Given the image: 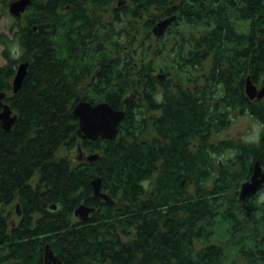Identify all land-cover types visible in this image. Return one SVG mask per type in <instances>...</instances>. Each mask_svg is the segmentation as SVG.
<instances>
[{
	"label": "trees",
	"instance_id": "16d2710c",
	"mask_svg": "<svg viewBox=\"0 0 264 264\" xmlns=\"http://www.w3.org/2000/svg\"><path fill=\"white\" fill-rule=\"evenodd\" d=\"M124 1L116 39L101 30L102 49L93 48L91 13L66 6L78 0H31L13 15L22 49L15 57L7 47L0 66L4 101L18 114L10 130L0 127V264H45L47 243L61 264H264V203L239 198L253 163L264 159V133L260 141L212 140L227 123L218 117L228 110L220 97L233 87L241 113L264 119V103L244 88L248 75L258 83L264 72V0ZM0 2L7 9L12 0ZM149 11L150 36L124 29ZM160 15H175L166 36L153 33ZM154 36L168 68L152 58L134 66L133 51ZM162 76L172 81H156ZM81 99L125 110L116 138L77 133L73 106ZM63 147H76L77 160L60 154ZM80 151L100 155L80 161ZM96 175L113 202L93 196ZM84 203L95 210L82 221L74 209Z\"/></svg>",
	"mask_w": 264,
	"mask_h": 264
},
{
	"label": "water",
	"instance_id": "95a60500",
	"mask_svg": "<svg viewBox=\"0 0 264 264\" xmlns=\"http://www.w3.org/2000/svg\"><path fill=\"white\" fill-rule=\"evenodd\" d=\"M121 0L120 2H122ZM31 3V0H12L8 8L11 15L21 16L25 12L26 6ZM175 18L174 16L167 17L166 19H161L154 25L153 33L160 35L165 33L167 25H169ZM29 61H23L18 65L16 69V74L12 82L13 91L16 93L19 88L22 86V82L27 75V67ZM245 92L250 98H262L264 97V82L259 87H256L252 78L248 75L246 78ZM6 91L0 90V127L2 129L10 130L15 121H17L18 114L14 113L12 106L4 101V96ZM126 101L129 102L131 99L126 98ZM73 112L77 115V120L79 128L77 133L83 138H89L92 141L96 140L99 136L104 137V139L110 138L114 139L119 135V123L125 116L124 109H116L108 101H98L91 103L89 100L81 99L80 102L76 103L73 106ZM100 155L99 152L95 153H85L80 151L78 158L80 160L88 159L94 161ZM258 159L253 163V171L250 175V179L242 182L239 189V198L241 200L248 199L252 194H255L258 188L262 187L264 183V172L259 164ZM102 176L96 175L95 178L90 181V184L93 186V196H101L107 202H113V199L110 196H107L105 191H102ZM19 204H17V212H19ZM54 208L57 206L54 204ZM75 214L81 218L82 221L89 218L90 213L95 210L94 206L87 204H80L75 209ZM44 260L45 264H61L54 250L51 249L50 244L47 243L44 247Z\"/></svg>",
	"mask_w": 264,
	"mask_h": 264
},
{
	"label": "flooded vegetation",
	"instance_id": "af4514ba",
	"mask_svg": "<svg viewBox=\"0 0 264 264\" xmlns=\"http://www.w3.org/2000/svg\"><path fill=\"white\" fill-rule=\"evenodd\" d=\"M120 1L121 0H109L108 3L105 2V5L104 6H101L98 3L99 1H97V3H94L93 0H78V2H76V3L79 6L74 7V6H71L69 3H66V6H68V8H69L68 10H70V11L73 10V9L76 10L78 8H81L82 10L84 9L87 12H90L91 13L89 15V17H91V19H92V22L91 23H93L95 25V27L97 29V34H98V39H97V41L94 42L93 48H97V49L101 48L102 49L105 43L104 42L102 43L103 39H101V30L103 32H105L104 33V37L105 38H108L109 33H111L113 35V37H114L113 39L114 40L117 37V32H118L117 27H119V16H117V14H118L119 8H121V7L124 8V5H122V4H125L124 3L125 2L124 0L122 2H120ZM79 2L80 3L81 2H85V3L83 4V6H81V4H78ZM84 5H86V6H84ZM120 5H122V6H120ZM102 12L108 13V15L104 16V15H102ZM24 13H23V15H24ZM149 13H151V12L149 11L147 13H142L141 14L142 17L140 19H142L145 16V20H144V25H145L144 26V30L145 29L146 30H145L143 36H150L149 34H150V32H152V28H151V25H150L151 15H149ZM164 16H165V14H164ZM164 16L163 15H160V16H157V17L155 16L154 19L157 22L158 20L162 19ZM140 19L133 18L134 21H132L131 23H128L124 27V29H126L128 26H133V24L135 22H140ZM172 25H173L174 28H172ZM83 26L81 28H79L80 33L82 32L81 30H82ZM167 27L168 28L166 29V32L163 33L164 36L167 35V32L169 30H172V29H175L176 28L175 27V24H174V21L171 22ZM85 36H86V32H84V37ZM134 36H136V34H134ZM145 41H146V46L143 45L142 48L140 49V52L137 51V50H134L133 51V53L136 54V57H137V61H133L134 66H137L138 63L140 65V63H141L142 60L145 62L146 61V57L148 58L147 59V61H148L147 64L151 60L150 55H149L148 52H150V47H152V50H153V46L151 45V42L148 39H146ZM105 46L107 47L106 44H105ZM132 49H134V48H132ZM144 49H146V50L148 49V51H146V53H144L145 54V57L143 58V54H140V53ZM166 51H167V49L165 47L164 49H162V51H160V53H161V55H165V58L167 59V57H166V55H167ZM158 74H163V73H158ZM260 74H261V78H260L261 80L258 81V83H255V81H253L255 83L256 87H259V88L262 85V83L264 82V72L263 73H260ZM156 81H158L160 83H166V84H168L169 81H172V80L166 79V78H164L162 76V77H159L158 80H156ZM173 81L177 82V79H174ZM183 81H185V80H183ZM191 82L194 83V81H191ZM220 86H222V85H220ZM220 86L218 88H216V90H215L216 94H218V95L220 94V92H222L224 90V89H221ZM223 87H224V85H223ZM236 90L237 89L233 87L232 88V92L233 93H232L231 96L230 95H228V96L226 95V96H221L220 97V98H223L224 100H222L219 103V108H222V109L225 110L226 107H228V110L226 112H224L221 115L218 114V117L219 118H221V117L224 116L225 118H222V119L223 120L224 119H227L226 120L227 123H226V125L223 126V128L225 126L229 125L231 123V120L235 118V117L232 116L234 113L237 114L236 116L242 117V114H241V112H242V101H241L242 94H236ZM211 91H214V89H211ZM215 92L213 94H215ZM212 98H213V95L211 94V98H210V102H211V104H210L211 113H210V115L212 114V109H214V104H215L214 101H211ZM256 99L257 100H261L264 103V97L259 98V99L256 98ZM121 108H125V107H121ZM211 116H213V115H211ZM231 116H232V119L229 118ZM213 122L214 123H218L220 121L218 119L217 120L215 119ZM213 122H212V126H213ZM257 122H258V125H257L258 126V137H257V141H260L261 136H263V133H264V119L263 118L257 119ZM222 129L216 128L215 129L216 130V133H218V132L220 133L222 131ZM222 139H225V138H222ZM196 144H197V142L195 143V145ZM262 144H263V142L260 143V146ZM225 147H228L229 148V144H227L226 142H225ZM258 161L260 162L259 164H260V166L262 168V172H264V159H261V160H258ZM250 178L251 177L249 175V178L248 179L245 178V180L248 181ZM257 190L258 191L255 194H252L250 197H253L255 195L256 197H258V198L260 197L261 198V195L264 193V183L262 184V187L258 188ZM259 202L264 203V199L261 200V201H259ZM16 204H17V202H16ZM260 212H261L259 214L260 215V218L264 220V206H262V208L260 209Z\"/></svg>",
	"mask_w": 264,
	"mask_h": 264
},
{
	"label": "rangeland",
	"instance_id": "374dc122",
	"mask_svg": "<svg viewBox=\"0 0 264 264\" xmlns=\"http://www.w3.org/2000/svg\"><path fill=\"white\" fill-rule=\"evenodd\" d=\"M5 3H1L0 2V35L1 33L5 34L4 36L6 37L7 41H2L0 43V66H2L4 63L7 62L6 58L4 57V53L5 50L7 49V47H9L10 52L13 56L18 57L19 53L21 54V47L19 46V40L18 37L16 35H14L13 30L15 29V21H14V16L11 15L9 12H6L7 10H9L8 8H5ZM158 7L154 6L153 10H156ZM102 15L106 16L108 15V13H104L102 12ZM144 20H145V16L140 19V22H135L133 24V26H131L132 28L130 32L132 33H136L138 35V39H141V37L143 36L145 30H144ZM127 25V24H126ZM185 29H188V26L184 25ZM172 28L173 25H172ZM138 30V32H136ZM149 41L153 44V50L152 47H150V58H152L154 61L157 60L155 63H161L162 66H164L166 69L168 68V66L166 65L167 61L165 58V55H161V58H158V53L157 48H156V40H155V36L152 37L151 39H149ZM146 51H148V49H144L140 54H143V58L145 57ZM167 57V55H166ZM147 57H146V63L147 61ZM172 70V69H171ZM159 72V71H158ZM169 75V74H168ZM170 76H175V72L172 71L170 73ZM8 93H12V91H8ZM233 114V113H232ZM242 117L236 116L237 114H233L232 116L235 117L234 119L231 120V123L227 126H225L222 131L219 133H216L215 136L212 138L213 141H218L220 142V145H222V143L224 142V140H229L232 139L235 141V139L237 138H243L245 140H257L258 137V122L257 119L252 116L250 113H241ZM231 119V117H230ZM225 138V139H222ZM240 138V139H241ZM222 140V141H221ZM76 152H77V148L74 147L71 150H69V152L63 147L60 150V154H70V158L73 159L74 161H76L77 159H75L76 156ZM88 153V152H85ZM82 161V160H80ZM264 199V193L261 195V198L259 197V201ZM15 208L12 207L11 212L14 213V218L18 217V215H16L17 213L14 212ZM256 215V214H255ZM257 216V215H256ZM122 238L125 239L126 235L125 233L122 234ZM226 239L225 238H221L219 242L221 243H225ZM244 260V259H243ZM240 261H242V258L240 259Z\"/></svg>",
	"mask_w": 264,
	"mask_h": 264
},
{
	"label": "bare ground",
	"instance_id": "6f19581e",
	"mask_svg": "<svg viewBox=\"0 0 264 264\" xmlns=\"http://www.w3.org/2000/svg\"><path fill=\"white\" fill-rule=\"evenodd\" d=\"M99 137H101V136H99ZM104 138V137H103ZM110 139V138H109ZM90 153V152H89ZM92 153H95V152H92Z\"/></svg>",
	"mask_w": 264,
	"mask_h": 264
}]
</instances>
